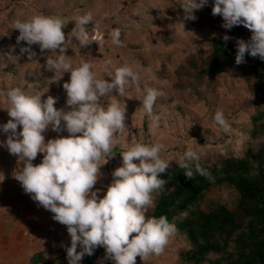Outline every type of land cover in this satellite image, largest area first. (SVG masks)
Masks as SVG:
<instances>
[{
  "label": "rangeland",
  "instance_id": "rangeland-1",
  "mask_svg": "<svg viewBox=\"0 0 264 264\" xmlns=\"http://www.w3.org/2000/svg\"><path fill=\"white\" fill-rule=\"evenodd\" d=\"M182 2L0 0V65H6L0 66V87L3 90L25 88L28 95L35 90L37 95H42V102L52 96L57 99L54 105L57 109L69 110L63 84L70 80V73L50 71L46 65V59H56L59 50L57 53L41 51L39 45H32L35 56L30 60L28 53L21 52L22 48L28 47L26 42H17L19 30L15 29L16 21H25L38 14L63 19L65 26L62 30L67 40L65 55L71 60L73 68L88 62L96 77L108 82L121 66L127 65L137 74V83L129 82L122 95L113 89L101 101L105 108L109 103H118L120 107H126V113L125 127L115 134L116 143L111 153L100 161L102 176L93 188V191L100 190V198L113 180L112 172L122 166L120 153L126 151L130 144L162 145L160 157L170 161V166L180 163L190 147L200 155L198 162L212 165L222 158H241L249 148L257 150L264 146V133L255 137L251 135L253 117L264 109V80L259 78L264 60L246 53L243 63L223 68L213 76L199 77L196 74L197 69L205 68L212 60V39L219 37L223 40L227 35L231 39L225 42L236 45L240 35L251 37L252 32L243 25L225 29L222 27L223 19L213 28L211 12L214 0H207L201 10L195 11L196 20L185 18L180 7ZM88 13L92 15V21L85 26L89 44L82 47L78 40L71 38V32L78 27V18ZM115 29L121 33L120 46L112 43L111 34ZM61 74L62 78L57 81ZM146 87L161 93L153 107L158 120L149 117L142 108ZM217 111L223 113L229 126L227 131L215 122ZM52 134L57 137L68 135L66 130L60 133L52 131ZM152 196L155 203L157 190ZM214 198L234 208L237 192L225 187ZM154 203L147 209L146 215L151 212ZM188 248L184 237L174 233L161 256L152 255L144 261L138 256L136 264L159 260L182 264L179 252ZM97 252L94 257H89V264H114L105 257L103 247ZM217 257L211 255L212 262L205 264H213ZM56 258L59 259L58 255Z\"/></svg>",
  "mask_w": 264,
  "mask_h": 264
},
{
  "label": "clouds",
  "instance_id": "clouds-1",
  "mask_svg": "<svg viewBox=\"0 0 264 264\" xmlns=\"http://www.w3.org/2000/svg\"><path fill=\"white\" fill-rule=\"evenodd\" d=\"M206 4L207 0H183L180 7L186 19L196 20L195 11ZM212 15L223 18L225 29L243 25L252 32L247 41L236 39L237 65L244 62L246 53L264 60V0H214ZM91 21V13L79 17L78 27L71 32V38L78 40L82 47L89 44L85 26ZM64 26L60 16L43 14L16 21L17 42H26L28 47L21 52L28 53L30 60L35 56L32 45H39L41 51L57 53L59 50L56 59H46V65L50 71L70 73V80L63 84L69 110L57 109L54 106L57 99L52 96L42 102V95H28L19 87L8 89L3 95L10 105L7 109L10 119L0 125V131L7 134V139L0 141V147H6L22 164L14 178L24 192L53 213L55 221L67 227L71 237L68 264H80L83 257L93 255L97 247H103L105 257L114 264H136L138 256L143 261L152 255L160 256L176 232V226L169 223L166 216L146 215L154 203L152 193L166 183L160 175L170 166V161L160 157L162 145L130 144L120 153L122 166L112 172L113 180L103 197L98 195L99 189L93 191L102 176L100 161L111 153L116 143L115 134L125 127L126 107L109 103L105 108L101 101L113 89L122 95L129 82L137 83L138 76L125 65L118 67L114 78L108 82L98 79L88 62L73 68L65 55ZM111 35L112 43L120 46V30L115 29ZM229 39L227 35L223 37L224 41ZM144 93L142 108L149 117L158 120L153 107L161 93L150 87L144 88ZM214 120L228 130L221 111L216 112ZM18 126H22V130L18 131ZM49 126L57 133L66 130L68 135L45 142L43 133ZM38 153L43 154V159L34 165ZM199 160L200 155L193 148L185 151L179 164L185 177L193 180L195 174H199L214 181ZM78 245L82 248L80 252H77Z\"/></svg>",
  "mask_w": 264,
  "mask_h": 264
},
{
  "label": "trees",
  "instance_id": "trees-1",
  "mask_svg": "<svg viewBox=\"0 0 264 264\" xmlns=\"http://www.w3.org/2000/svg\"><path fill=\"white\" fill-rule=\"evenodd\" d=\"M211 19L216 28L223 18L211 12ZM240 37L250 39L248 34ZM210 46L212 60L196 70L199 77L236 64V45L217 37ZM259 78L264 80V64ZM252 126L253 137L264 133V109L253 117ZM180 163L160 175L166 183L157 190L147 216H166L176 226L175 233L184 237L189 248L179 252L181 263L205 264L214 255L218 257L213 264H264V146L249 148L241 158H222L212 165L198 162L214 181L199 174L188 180ZM225 187L237 192L234 208L215 201L216 193Z\"/></svg>",
  "mask_w": 264,
  "mask_h": 264
},
{
  "label": "crops",
  "instance_id": "crops-1",
  "mask_svg": "<svg viewBox=\"0 0 264 264\" xmlns=\"http://www.w3.org/2000/svg\"><path fill=\"white\" fill-rule=\"evenodd\" d=\"M21 89L27 94L25 88ZM7 90L0 87V125L10 119L7 111L10 105L3 95ZM34 91L29 92V95H37ZM50 129L51 126L43 133L45 142L57 138ZM17 130H22V126H18ZM6 139L7 134L0 131V141ZM42 159L43 154L38 153L33 164L41 163ZM20 167L22 164L18 162V158L9 154L6 147H0V264H68L67 248L71 247V237L67 227L55 221L53 213L44 209L24 192L14 178ZM28 234L31 236L28 237ZM58 245L62 247L59 246L56 251H52ZM80 248L78 245L77 250ZM100 248L94 250V256L98 254ZM57 255L59 259L56 258ZM93 255L91 257H94ZM89 257L86 254L80 264H89ZM141 264L169 263L159 260Z\"/></svg>",
  "mask_w": 264,
  "mask_h": 264
}]
</instances>
